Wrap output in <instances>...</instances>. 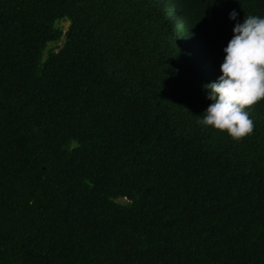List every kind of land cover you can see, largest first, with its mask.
I'll return each instance as SVG.
<instances>
[{
    "label": "trees",
    "instance_id": "obj_1",
    "mask_svg": "<svg viewBox=\"0 0 264 264\" xmlns=\"http://www.w3.org/2000/svg\"><path fill=\"white\" fill-rule=\"evenodd\" d=\"M233 9L0 0V264H264V99L197 123Z\"/></svg>",
    "mask_w": 264,
    "mask_h": 264
},
{
    "label": "clouds",
    "instance_id": "obj_2",
    "mask_svg": "<svg viewBox=\"0 0 264 264\" xmlns=\"http://www.w3.org/2000/svg\"><path fill=\"white\" fill-rule=\"evenodd\" d=\"M231 10L229 19L236 21L233 35L223 48L221 74L202 85L211 103L197 123L226 132L239 140L253 131L250 106L264 99V16L247 15L241 21Z\"/></svg>",
    "mask_w": 264,
    "mask_h": 264
},
{
    "label": "rangeland",
    "instance_id": "obj_3",
    "mask_svg": "<svg viewBox=\"0 0 264 264\" xmlns=\"http://www.w3.org/2000/svg\"><path fill=\"white\" fill-rule=\"evenodd\" d=\"M63 24L66 27L68 25V22H64ZM210 76L213 78V73H210Z\"/></svg>",
    "mask_w": 264,
    "mask_h": 264
}]
</instances>
